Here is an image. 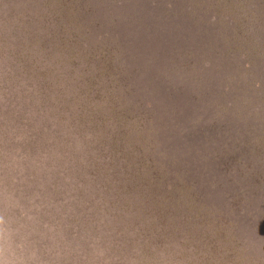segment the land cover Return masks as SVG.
Returning <instances> with one entry per match:
<instances>
[{
  "label": "trees",
  "instance_id": "16d2710c",
  "mask_svg": "<svg viewBox=\"0 0 264 264\" xmlns=\"http://www.w3.org/2000/svg\"><path fill=\"white\" fill-rule=\"evenodd\" d=\"M228 1L221 0L223 11ZM237 1L250 9L251 0ZM199 2L204 13L194 11L199 17L186 27L177 19L189 0H0V68L14 85L11 101L24 97L32 109L26 113L35 110L65 156L68 149L78 154L77 170L94 171L89 182L103 203L91 206L121 224L125 219L123 227L138 215L146 229L194 245L207 237L205 226L181 220L202 211L221 241L231 243L236 202L225 195V203L208 206L201 185L207 177L237 190L240 154L256 156L249 123L255 117L233 116L227 106L231 63L208 61L212 49L222 55L236 40L241 47L244 31L221 21L209 38L207 30L204 38L187 39L200 37L205 18L215 17V0ZM227 10L234 15L233 6ZM158 88L168 100L158 102Z\"/></svg>",
  "mask_w": 264,
  "mask_h": 264
},
{
  "label": "rangeland",
  "instance_id": "374dc122",
  "mask_svg": "<svg viewBox=\"0 0 264 264\" xmlns=\"http://www.w3.org/2000/svg\"><path fill=\"white\" fill-rule=\"evenodd\" d=\"M189 1L191 8L183 6L186 15L177 19L186 27H192L199 17L194 11L204 13L199 9L202 6L199 0ZM215 1L218 4L214 19L202 20L208 26L198 31L200 37L187 39L204 38L207 30L209 38L211 28L219 30L221 21L244 31L240 38L242 46L236 40V47L230 44L222 55H217L212 48L218 46L211 44L213 54L208 62L219 63L216 58L219 57L234 67L232 76L225 79L224 92L233 97L227 106L233 116L243 117L248 112L255 117L249 123L254 132L256 156L240 154L243 161L238 164L237 190L229 184L219 188L207 177V182L201 185V191L207 194L202 198L208 206L219 201L225 203V195L236 202L237 214L231 221L237 223L234 224L237 243H223L222 233L211 227L202 211L181 220L188 226L202 221L207 237L198 245L188 244L179 234L163 237L161 231L154 233L156 230L146 229L144 219L138 215L128 228L122 226L125 219H121V224L113 213L99 212L91 206L103 203L97 200L89 182L94 171L77 170L78 154L68 149L65 156L60 140L52 139L53 135L48 138L41 130L43 124L35 110L31 117L26 113L32 109L24 106V97L11 101L14 85L12 88L0 68V214L14 233L8 246L9 258L23 264H264V0H251V7L245 12L237 0H229L224 11L221 0ZM229 6L234 7V15L228 13ZM200 26L198 23L196 29ZM215 40L210 38L211 43ZM193 47L201 50L202 46ZM150 87L154 89L156 85ZM156 93L158 102L160 96L163 101L169 99L164 89L158 88ZM210 176L216 177L213 166ZM164 188L167 185L159 186V196L165 195ZM143 206L142 202L140 207ZM217 224L222 227L220 220ZM243 253L254 262L244 261L247 259L242 257Z\"/></svg>",
  "mask_w": 264,
  "mask_h": 264
},
{
  "label": "clouds",
  "instance_id": "9594fccd",
  "mask_svg": "<svg viewBox=\"0 0 264 264\" xmlns=\"http://www.w3.org/2000/svg\"><path fill=\"white\" fill-rule=\"evenodd\" d=\"M13 230L3 214H0V264H23L22 261L9 258L8 246L13 238Z\"/></svg>",
  "mask_w": 264,
  "mask_h": 264
}]
</instances>
